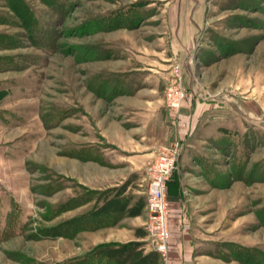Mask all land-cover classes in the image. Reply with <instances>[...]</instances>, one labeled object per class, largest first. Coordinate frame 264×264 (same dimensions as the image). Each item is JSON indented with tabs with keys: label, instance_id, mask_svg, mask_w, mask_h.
I'll return each mask as SVG.
<instances>
[{
	"label": "rangeland",
	"instance_id": "374dc122",
	"mask_svg": "<svg viewBox=\"0 0 264 264\" xmlns=\"http://www.w3.org/2000/svg\"><path fill=\"white\" fill-rule=\"evenodd\" d=\"M176 144L175 245L264 264V0H0V264L129 244L139 264L155 251L144 169Z\"/></svg>",
	"mask_w": 264,
	"mask_h": 264
},
{
	"label": "built area",
	"instance_id": "2783aa9c",
	"mask_svg": "<svg viewBox=\"0 0 264 264\" xmlns=\"http://www.w3.org/2000/svg\"><path fill=\"white\" fill-rule=\"evenodd\" d=\"M183 97V92L178 87L171 86L167 104L173 109L178 108ZM181 152V144L163 148L144 172L147 186L146 208L149 213L146 229L155 251L164 263H168L170 246L174 239L170 231L171 209L167 189Z\"/></svg>",
	"mask_w": 264,
	"mask_h": 264
},
{
	"label": "crops",
	"instance_id": "0c3cea01",
	"mask_svg": "<svg viewBox=\"0 0 264 264\" xmlns=\"http://www.w3.org/2000/svg\"><path fill=\"white\" fill-rule=\"evenodd\" d=\"M203 109L202 111H198L197 110V107H193L191 109H189V113L188 114H185L184 116L186 118H189L190 120V126L187 128V138L185 140V142L183 143V156L180 160V166L185 164V158H186V151H187V148H189V142H190V136H193L194 135V132L196 131V129L199 127V118L201 117V115L203 114ZM142 139H145L142 138ZM152 147V146H150ZM149 147V148H150ZM147 154H149L150 156H153L154 155V152H153V149L150 148L149 151H147ZM194 156V155H193ZM192 155L190 156L192 159L194 158ZM145 171V169H144ZM144 179H145V175H144ZM113 186H120V185H113ZM118 187H112L113 189L114 188H118ZM111 188V187H110ZM114 193H117V192H114ZM124 194H128V193H124ZM110 198H113V197H110ZM147 208H146V205H144V208H143V211L146 212ZM147 224V223H146ZM172 235H173V241L171 243V250H170V255H169V258H170V262L171 264H195V261L193 260V255L190 254L189 250L187 249L186 246L184 245H175V243H178L179 241H181V237L178 233V230L175 229V227L172 228ZM120 239V242H124V239H121V237H119ZM135 241V242H141V241H144L145 238L144 237H136V236H132L130 237L127 241ZM174 243V245H172ZM180 243V242H179Z\"/></svg>",
	"mask_w": 264,
	"mask_h": 264
},
{
	"label": "trees",
	"instance_id": "16d2710c",
	"mask_svg": "<svg viewBox=\"0 0 264 264\" xmlns=\"http://www.w3.org/2000/svg\"><path fill=\"white\" fill-rule=\"evenodd\" d=\"M14 9L15 11H17V13H20V10L18 11V6ZM109 206L116 208V212L114 214L116 216H114L115 218L120 217L123 214V210L125 209V204L122 202L118 203L117 200H115L114 202H110ZM133 245L134 244L117 246L115 247V249L106 253H102L101 255H99L98 253H93L92 258L95 261H92L91 264H104V262H106L105 264H122L123 262L131 261L135 258V255L129 252V248H132L131 246ZM125 254H127L128 256H126ZM159 258V254L156 251H153L144 256L142 259L138 260V262H140L139 264H157Z\"/></svg>",
	"mask_w": 264,
	"mask_h": 264
}]
</instances>
